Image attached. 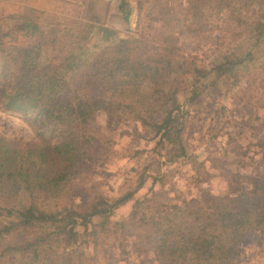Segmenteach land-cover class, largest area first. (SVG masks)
Segmentation results:
<instances>
[{
    "label": "trees",
    "instance_id": "trees-1",
    "mask_svg": "<svg viewBox=\"0 0 264 264\" xmlns=\"http://www.w3.org/2000/svg\"><path fill=\"white\" fill-rule=\"evenodd\" d=\"M195 1V9L229 13L238 30L253 35L254 48L263 40V4L261 15L255 17L251 2H245L246 10H241L242 0ZM85 2L86 21L46 24L41 19L43 12L28 7L23 14L0 20V110L24 115L42 136L41 142L26 144L0 136V178L18 191L60 184L71 201L64 218L61 214L37 217L18 211L14 220L0 229V239L17 229H29L35 238L12 249L21 260L16 256L4 260L2 253L0 264H49L52 259L56 262L52 264L94 262L98 248L108 245L106 240L101 242V235L116 239L113 244L118 249L135 238L132 246L149 254L139 264H234L244 245L255 239L264 244V191L259 195V179L252 181L253 190L224 198L215 206L181 200L165 187L156 192L153 187L143 199H137L146 184L144 177L134 191L112 202L99 194L94 198L82 194L81 203L75 201L104 162L107 144L100 135L105 123L101 117L110 128L128 121L137 131L147 129L168 150L170 162L185 158L188 112L179 96L189 91L187 82L195 79L187 99L194 102L212 73L221 79L241 63L226 60L208 71L190 62L194 58L145 36L118 40L90 57L88 43L102 16L97 12L98 0ZM126 6L123 1L120 8ZM51 125L61 129L56 141L43 136L42 129ZM153 181L155 186L158 179ZM130 202H134L130 214L113 223L115 211ZM152 202L156 208L150 206ZM37 220L65 223L55 232L56 241L65 238V246L61 253L52 251L53 258L43 256L48 236L42 238L36 232L41 227ZM78 227L86 231L82 244ZM89 243H93V254L87 252Z\"/></svg>",
    "mask_w": 264,
    "mask_h": 264
},
{
    "label": "rangeland",
    "instance_id": "rangeland-1",
    "mask_svg": "<svg viewBox=\"0 0 264 264\" xmlns=\"http://www.w3.org/2000/svg\"><path fill=\"white\" fill-rule=\"evenodd\" d=\"M85 0H0V20L8 16L23 14L24 8L43 12V23L69 24L72 21H86L87 3ZM127 6L123 9L120 5ZM191 0H98L97 12L102 21L94 29L88 47L92 56L121 39L139 38L155 40L165 47H173L179 55L194 60L197 66L212 71L227 61L241 62L221 79L212 73L203 81L200 98L187 101L191 97L192 78L187 82L189 91L179 96V101L188 112L184 134L187 155L174 162L168 160V150L158 144L147 129L135 127L133 122H124L119 127H107L106 120L100 135L104 136V162L94 175L85 182L81 195L75 199L80 204L83 196L94 198L98 194L111 201L120 195L134 191L140 177L145 186L136 196L143 199L154 187L155 192L165 187L180 199H195L213 206L222 203L224 198L236 197L254 188L251 183L261 180L264 191V37L257 47H253V35H244L238 24L232 21L229 13L217 10L195 9ZM88 2V0H87ZM251 2L255 17L261 15L264 0H242ZM129 13V19L126 15ZM242 34V37H241ZM22 41V38H20ZM23 42V41H22ZM253 52V53H251ZM189 78V77H188ZM197 78V77H196ZM43 136L56 141L60 128L44 127ZM0 136L14 143H39L42 136L24 115L6 113L0 110ZM107 139V140H106ZM108 140H110L108 142ZM153 178L158 179L154 186ZM95 187V191L91 190ZM81 197V198H80ZM156 203V202H155ZM150 203L153 208L157 204ZM225 204V203H224ZM71 201L63 185L49 184L33 191L17 190L14 185L0 178V229L14 220L18 211L31 213L37 217L61 214L69 208ZM134 202L115 211L112 222L124 220L131 212ZM11 214V216H10ZM10 216V217H8ZM61 218V216H59ZM41 226L36 230L39 236L47 238L42 247L53 258L52 251L62 252L65 238L56 241L58 226L65 223L37 220ZM98 222V219H95ZM79 244L84 241L83 227H78ZM34 232V231H33ZM91 232L89 228L88 233ZM34 234V233H33ZM29 229L14 230L0 239V256L4 260L20 254L12 252L14 246L33 242L36 234ZM108 245L98 248L96 261L85 264H139L141 258L149 256L132 245L130 239L123 249L115 248L116 239H107ZM39 237V238H40ZM122 241V240H121ZM53 246L54 249H47ZM52 248V247H51ZM210 248L206 249L207 253ZM93 243L87 252L94 253ZM49 254V255H48ZM93 260V259H92ZM55 260L48 261L49 264ZM234 264H264V244L257 241L242 247V253Z\"/></svg>",
    "mask_w": 264,
    "mask_h": 264
}]
</instances>
